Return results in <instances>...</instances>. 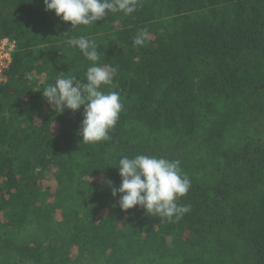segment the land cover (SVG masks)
I'll list each match as a JSON object with an SVG mask.
<instances>
[{"label":"trees","instance_id":"trees-1","mask_svg":"<svg viewBox=\"0 0 264 264\" xmlns=\"http://www.w3.org/2000/svg\"><path fill=\"white\" fill-rule=\"evenodd\" d=\"M80 36L117 68L101 90L124 105L96 143L82 141L83 105L57 112L42 95L86 78L93 62L67 43ZM5 37L0 264H264V0H139L75 28L44 0H0ZM139 154L181 162L180 219L120 208L118 161Z\"/></svg>","mask_w":264,"mask_h":264},{"label":"clouds","instance_id":"clouds-1","mask_svg":"<svg viewBox=\"0 0 264 264\" xmlns=\"http://www.w3.org/2000/svg\"><path fill=\"white\" fill-rule=\"evenodd\" d=\"M139 0H44L46 10H54L63 21L77 25H91L105 18L109 12H123L130 15L137 9ZM149 39L147 30L141 29L134 37V46H143ZM87 60L93 62L87 68L86 78L61 77L54 84L43 88V97L57 112L65 108L73 111L84 106V118L80 135L84 143H96L110 138L109 131L116 125L123 103L118 91L105 93L102 85H112L116 67H102L95 41L83 36L68 40ZM179 160L139 154L134 157L122 156L118 161L122 177L118 188H112V195H120L119 206L128 210L141 206L147 214L161 219H180L190 211V205L177 203L185 196L191 180L182 172ZM111 185V181H108Z\"/></svg>","mask_w":264,"mask_h":264},{"label":"built area","instance_id":"built-area-1","mask_svg":"<svg viewBox=\"0 0 264 264\" xmlns=\"http://www.w3.org/2000/svg\"><path fill=\"white\" fill-rule=\"evenodd\" d=\"M16 48V39L5 37L0 41V81L5 80V72L13 61Z\"/></svg>","mask_w":264,"mask_h":264},{"label":"rangeland","instance_id":"rangeland-1","mask_svg":"<svg viewBox=\"0 0 264 264\" xmlns=\"http://www.w3.org/2000/svg\"><path fill=\"white\" fill-rule=\"evenodd\" d=\"M49 183H52L51 181H49ZM169 241L171 240V237H168Z\"/></svg>","mask_w":264,"mask_h":264}]
</instances>
